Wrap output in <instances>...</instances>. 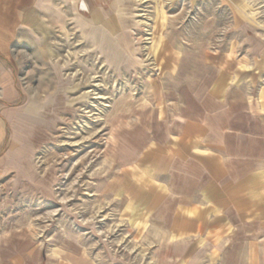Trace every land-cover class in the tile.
<instances>
[{"label":"rangeland","instance_id":"rangeland-1","mask_svg":"<svg viewBox=\"0 0 264 264\" xmlns=\"http://www.w3.org/2000/svg\"><path fill=\"white\" fill-rule=\"evenodd\" d=\"M87 1L0 0V264H178L127 208L128 153L164 136L163 108L190 113L226 56L264 48V0H104L103 21L76 22ZM252 239L216 259L202 242L187 264H264Z\"/></svg>","mask_w":264,"mask_h":264},{"label":"crops","instance_id":"crops-1","mask_svg":"<svg viewBox=\"0 0 264 264\" xmlns=\"http://www.w3.org/2000/svg\"><path fill=\"white\" fill-rule=\"evenodd\" d=\"M50 1L33 0L42 7ZM87 3L88 14L78 12L75 21H103L106 2ZM254 14L247 11L253 20ZM57 19L62 16L50 18ZM233 54L216 76L205 78L209 85L194 96L190 113L176 107L168 121L163 108L158 115L164 136L145 139L142 149L131 146L128 153L127 208L132 200L141 203L160 232L158 241L170 246L178 264L196 259L202 242L214 248L216 259L224 244L242 235L264 237V48L254 59ZM250 68L254 75L245 74ZM260 257L259 250L250 251L246 264H259Z\"/></svg>","mask_w":264,"mask_h":264}]
</instances>
